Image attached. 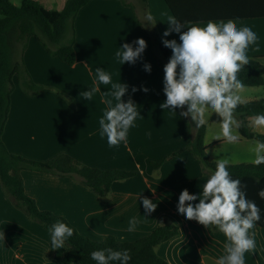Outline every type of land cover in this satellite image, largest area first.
Here are the masks:
<instances>
[{"label":"crops","instance_id":"0c3cea01","mask_svg":"<svg viewBox=\"0 0 264 264\" xmlns=\"http://www.w3.org/2000/svg\"><path fill=\"white\" fill-rule=\"evenodd\" d=\"M164 4L159 5L163 15L167 11ZM134 13L118 0H90L75 19V62L71 66L49 56L33 37L29 38L22 54L24 66L32 81L48 90L29 96L14 81L2 141L10 153L28 159L45 161L64 153L91 168L135 172L131 178L114 181L108 198L103 200L70 178L21 171L24 192L35 201L37 208L64 217L80 234L93 241L107 236L133 241L167 219L179 232L156 247L157 255L169 264H216L225 254L226 237L177 212L181 191L199 193L207 177L187 151L164 161L185 144V128L181 109L173 113L160 108L166 100L164 72L155 61L150 42L139 29ZM233 21L237 29L248 26L257 34L258 40L249 46L247 56L260 57L264 64V18ZM138 38L147 42L142 59L134 65L119 63L116 52L122 51L124 43L131 44ZM145 63L151 65L150 73L144 70ZM97 68L107 72L112 83L129 85L122 101L131 98L140 112L134 127L129 129L127 141L118 146L110 147L107 137L100 135L99 120L108 108L103 93L111 90V84H99L100 91L90 101L80 96L96 83ZM142 86L149 91H142ZM133 87L137 89L135 93ZM209 117L213 118L210 125L214 124L211 127L215 132L209 135V126H205L207 156L213 161L228 157L230 164L252 163L254 157L248 149L254 139L240 136L238 144L221 152L215 150L222 142L213 140L220 131L221 118L215 113ZM253 131L264 134V129ZM240 154L249 162L238 161ZM151 161L162 162L157 171L149 165ZM144 197L157 204V209L147 217L142 204ZM133 217L138 224L130 232L129 220ZM37 225L12 207L0 184V264H60L64 248L53 250L49 255L50 234ZM262 231H255L258 241L253 253H245V264H264V243L259 242L264 239Z\"/></svg>","mask_w":264,"mask_h":264},{"label":"trees","instance_id":"16d2710c","mask_svg":"<svg viewBox=\"0 0 264 264\" xmlns=\"http://www.w3.org/2000/svg\"><path fill=\"white\" fill-rule=\"evenodd\" d=\"M89 1L65 0L60 10H48L36 0H19L18 5L12 4L10 0H0V184L13 207L47 230L50 237L49 229L58 219L74 229V236L65 243L60 264H96L91 259V252L109 247L117 251L128 250L131 256L128 264H169L155 251L158 245L179 232L178 227L169 220L162 219L149 234L133 241H119L113 236L93 241L80 234L64 217L38 209L35 201L25 194L20 174L22 170H28L67 177L105 200L110 194L111 184L114 181L131 178L135 176V172L91 168L64 153H59L45 161L28 159L10 153L2 141L14 81L22 92L29 96L48 90L47 87L34 83L24 66L22 54L28 39L33 37L49 56L69 66L73 65L74 23L79 10ZM118 1L133 10L127 0ZM140 1L146 4V0ZM163 2L171 16L181 24L264 18V0H163ZM134 16L139 29L150 42L155 61L163 71L171 57L170 52L164 47L159 34L154 29L152 32H147L135 13ZM237 75L244 87H264V64L260 61V57L249 58V64L245 65ZM186 110L187 106L183 111ZM181 111L180 118L186 133L185 144L167 155L164 161L187 151L200 165L203 175L208 178L209 173L204 165L215 170L216 164L206 154L205 126L197 128L191 117L182 116ZM260 113H264V97L245 101L237 107L235 118L242 125L238 130L241 137L264 141V134L256 133L249 127V119ZM161 164V161L149 162L153 171H157ZM228 171L233 179H240L241 184L246 186L242 189L246 192V198L254 201L261 209V219L252 231L264 230V199L258 195L259 191L264 190V165L230 164ZM210 230L218 232L211 227ZM52 252L50 240L49 255Z\"/></svg>","mask_w":264,"mask_h":264},{"label":"clouds","instance_id":"9594fccd","mask_svg":"<svg viewBox=\"0 0 264 264\" xmlns=\"http://www.w3.org/2000/svg\"><path fill=\"white\" fill-rule=\"evenodd\" d=\"M146 20L152 23L154 17L149 14ZM168 28L162 34L164 47L171 49L172 55L164 66L163 92L166 100L160 104L161 109L175 113L181 109V115L191 117L197 128L209 125V116L217 114L220 119V131L213 136L227 145H236L240 141L239 129L241 122L235 118L237 107L243 103L240 93L244 89L243 82L238 79V73L249 64L247 49L256 44L257 34L248 26L237 29L233 20L226 22L208 21L206 26L193 25L185 27L175 17H168ZM187 28L186 31L182 29ZM172 32L179 34L177 40H167L163 37ZM133 45H137L133 47ZM147 48L143 38L130 43H124L122 51L116 52V58L122 65L135 64L142 59ZM143 68L151 72V65L145 63ZM97 81L88 91L80 96L86 101L92 100L100 91L99 84H111V90L104 92L107 97L104 103L108 106L104 116L99 120L100 135L107 137L109 146H118L127 141L129 129L134 127V121L140 116L135 102L129 98L127 102L122 97L128 92L126 83H112L110 75L101 68L96 69ZM141 90L147 93L146 87ZM137 89L132 88L135 93ZM113 100L116 101L113 104ZM187 106V110L183 109ZM249 127L253 130L264 128V113L251 117ZM150 135V133H149ZM248 151L253 154L252 163L255 166L264 165V141L255 140ZM215 170L204 165L209 176L202 190L190 194L184 189L179 194L177 212L189 221H196L205 229L213 228L223 233L227 239L224 244L225 254L216 264H245V253L254 252L256 242L252 231L261 219V209L246 198L240 179H233L228 167V157L215 160ZM264 199V190L258 193ZM198 203H192L194 201ZM144 217L157 209V204L144 197L142 199ZM138 221L135 217L129 220L128 231H135ZM51 232V249L65 246L66 241L74 236V229L62 220H56L49 229ZM96 264H128L131 259L128 250L117 251L111 247L95 250L90 254Z\"/></svg>","mask_w":264,"mask_h":264},{"label":"rangeland","instance_id":"374dc122","mask_svg":"<svg viewBox=\"0 0 264 264\" xmlns=\"http://www.w3.org/2000/svg\"><path fill=\"white\" fill-rule=\"evenodd\" d=\"M10 1L14 5H18L19 4V0H10ZM36 1H38L45 9H48V10H60L63 7V3L65 2V0H36ZM127 1L132 6V8H133V10H134V12H135V14H136L139 22L143 26V28L147 32H152V30L154 29L162 37V34L168 28L167 23H168V17L170 16V13L168 12V8L163 3V1L162 0H146V4H142V2L140 0H127ZM160 4H162V5L164 4L165 5V8L167 10L166 11V14L167 15L166 14L163 15L161 13L160 8H159V5ZM149 14H151L152 17H154V23H156L154 27H153L152 23H150V22H148L146 20V17ZM206 23L207 22H200V23H189V24H185V25L183 24V25L185 27H191L193 25H198L200 27H204V26H206ZM186 30H187V28L182 29V31H186ZM163 38H165L167 40H173V38H174L175 40H177L178 43L180 42L179 41V34L176 33V32H172L169 36L163 37ZM170 51H171V49H170ZM240 95H241L242 101H244V102L245 101H252V100H255V97H258V98L264 97V87H256V88L255 87H244V89L240 93ZM212 120H213V118H210L209 117V125H208L209 126V131H208L209 132V135L211 133L213 134L215 132L213 130V128L211 127V125H214V124H211L210 125V121H212ZM262 129H264V128H262ZM228 146H230V145H227V144L221 142V145H219L218 147H216L215 150L217 152H221L222 150H224V148H226ZM219 150H221V151H219ZM238 161H240V162H249V160H246V156H244L242 154L239 155ZM8 200L11 203V201H10L9 198H8ZM11 205H12V203H11ZM12 207H13V205H12ZM16 210L19 211L20 213H22L20 210H18V209H16ZM27 220H29V219L27 218ZM31 222H33V221H31ZM262 232L264 233V231H262ZM26 237H28L27 234H26ZM257 241H258V238H255V242H257ZM259 242L264 243V239L262 241H259ZM62 248H64V247H62Z\"/></svg>","mask_w":264,"mask_h":264}]
</instances>
